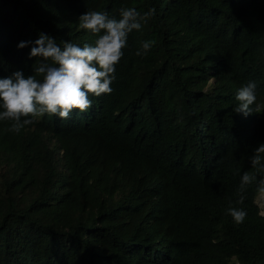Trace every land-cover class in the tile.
<instances>
[{
    "label": "trees",
    "instance_id": "1",
    "mask_svg": "<svg viewBox=\"0 0 264 264\" xmlns=\"http://www.w3.org/2000/svg\"><path fill=\"white\" fill-rule=\"evenodd\" d=\"M122 7L156 11L129 34L111 94L19 133L0 121V264H264L256 183L237 204L264 109L234 111L249 81L264 104V0H0V79L35 74L41 33L94 44L81 15Z\"/></svg>",
    "mask_w": 264,
    "mask_h": 264
},
{
    "label": "clouds",
    "instance_id": "2",
    "mask_svg": "<svg viewBox=\"0 0 264 264\" xmlns=\"http://www.w3.org/2000/svg\"><path fill=\"white\" fill-rule=\"evenodd\" d=\"M155 11L153 8L141 15L135 7H122L117 19L106 11L89 10L79 18V27L97 37L94 44L80 46L62 42L61 47L54 38L41 33L30 53V58H39L38 65L34 66L35 74L26 78L17 71L12 77L0 79V108L3 109L0 121H10L8 130L19 133L45 114L67 120L73 112L86 113L93 106L90 96L111 94L116 66L124 56L129 34L139 31ZM28 43L32 42H21L19 48L27 47ZM153 44V41L144 42L143 52L137 51L136 55H146ZM256 90L255 81H249L238 90L236 113L247 117L264 109V104L257 103ZM249 163L256 174H243L237 204L243 205L247 188L256 183V202L261 207L259 214L264 216V203H261L264 201V143L255 149ZM227 214L236 223H243L247 217L244 208L231 205Z\"/></svg>",
    "mask_w": 264,
    "mask_h": 264
},
{
    "label": "rangeland",
    "instance_id": "3",
    "mask_svg": "<svg viewBox=\"0 0 264 264\" xmlns=\"http://www.w3.org/2000/svg\"><path fill=\"white\" fill-rule=\"evenodd\" d=\"M261 203H264V201H261ZM258 204V203H257ZM259 205V207H260V204H258ZM260 209H261V207H260Z\"/></svg>",
    "mask_w": 264,
    "mask_h": 264
}]
</instances>
